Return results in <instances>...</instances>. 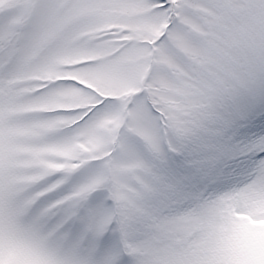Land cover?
<instances>
[{
  "label": "snow or ice",
  "instance_id": "snow-or-ice-1",
  "mask_svg": "<svg viewBox=\"0 0 264 264\" xmlns=\"http://www.w3.org/2000/svg\"><path fill=\"white\" fill-rule=\"evenodd\" d=\"M0 264H264V0H0Z\"/></svg>",
  "mask_w": 264,
  "mask_h": 264
}]
</instances>
